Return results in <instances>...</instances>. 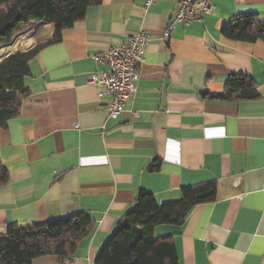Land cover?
<instances>
[{
  "label": "crops",
  "instance_id": "crops-1",
  "mask_svg": "<svg viewBox=\"0 0 264 264\" xmlns=\"http://www.w3.org/2000/svg\"><path fill=\"white\" fill-rule=\"evenodd\" d=\"M145 1L101 0L30 62L27 96L0 130L9 177L0 186V233L82 212L93 224L68 264H94L139 190L162 205L183 187L215 181L214 202L192 208L181 226H155L154 236L172 237L177 264H264V43L220 34L237 15L264 20V0H214L210 15L176 25L167 41L163 31L179 0L144 10ZM140 31L149 42L137 92L111 119L109 97L87 85L105 70L93 57ZM52 32L38 24L24 52ZM230 76L250 79L258 97H208L222 94ZM156 160L159 169L149 171ZM32 264L61 263L45 256Z\"/></svg>",
  "mask_w": 264,
  "mask_h": 264
},
{
  "label": "trees",
  "instance_id": "trees-1",
  "mask_svg": "<svg viewBox=\"0 0 264 264\" xmlns=\"http://www.w3.org/2000/svg\"><path fill=\"white\" fill-rule=\"evenodd\" d=\"M100 2L0 0V61L9 55L0 62V130L18 115L21 101L28 93L24 78L29 75V64L40 48L60 42L62 32L82 21L87 10ZM38 24L51 26L52 37L26 52L12 53L13 41ZM220 34L229 41L264 43V20L256 14L237 15L222 26ZM208 97L232 101L255 99L258 95L250 79L230 76L222 94H208ZM159 167L160 161L156 160L148 169L157 171ZM8 179L0 162V186ZM216 191V182L207 181L183 187L178 200L158 205L151 193L139 190L132 207L116 221L111 236L100 247L94 264H177L172 237H155L154 227L183 225L192 208L215 201ZM92 224L89 215L78 212L41 225H10L0 233V264H32L34 259L45 256L68 264L78 242L87 235Z\"/></svg>",
  "mask_w": 264,
  "mask_h": 264
},
{
  "label": "built area",
  "instance_id": "built-area-1",
  "mask_svg": "<svg viewBox=\"0 0 264 264\" xmlns=\"http://www.w3.org/2000/svg\"><path fill=\"white\" fill-rule=\"evenodd\" d=\"M156 0H146V10ZM214 0H179L163 31V39L167 41L176 25L188 26L193 22L202 21L214 10ZM149 37L144 32L128 37L120 46L94 56L95 63L105 66V70L89 76L87 85L99 89L97 96L109 97L106 111L111 119H116L124 112L128 101L137 92L136 83L139 79L138 66L143 61ZM136 116V113H132Z\"/></svg>",
  "mask_w": 264,
  "mask_h": 264
},
{
  "label": "bare ground",
  "instance_id": "bare-ground-1",
  "mask_svg": "<svg viewBox=\"0 0 264 264\" xmlns=\"http://www.w3.org/2000/svg\"><path fill=\"white\" fill-rule=\"evenodd\" d=\"M30 44H31V41L27 38V36L22 35V36L18 37L17 40L13 43V47L11 50L14 53H21V52H24L25 50H27L28 47L30 46Z\"/></svg>",
  "mask_w": 264,
  "mask_h": 264
},
{
  "label": "rangeland",
  "instance_id": "rangeland-1",
  "mask_svg": "<svg viewBox=\"0 0 264 264\" xmlns=\"http://www.w3.org/2000/svg\"><path fill=\"white\" fill-rule=\"evenodd\" d=\"M31 33H32V31H31L30 33L27 32V33H25V34H23V35H26L27 38L30 39L31 36H30L29 34H31ZM21 36H22V35H21ZM29 36H30V37H29ZM19 37H20V36H19ZM17 38H18V37H17ZM17 38L13 41V43L17 40ZM13 43H12V44H13ZM12 44H11V45H12ZM29 47H30V46H29ZM29 47H28V48H29ZM10 51H11V50H10Z\"/></svg>",
  "mask_w": 264,
  "mask_h": 264
},
{
  "label": "water",
  "instance_id": "water-1",
  "mask_svg": "<svg viewBox=\"0 0 264 264\" xmlns=\"http://www.w3.org/2000/svg\"><path fill=\"white\" fill-rule=\"evenodd\" d=\"M7 57H8V56H7ZM5 58H6V57H5ZM5 58H3V59H5ZM3 59H2V60H3ZM2 60H1V61H2ZM1 61H0V62H1Z\"/></svg>",
  "mask_w": 264,
  "mask_h": 264
}]
</instances>
